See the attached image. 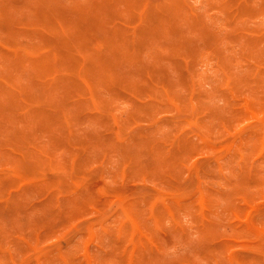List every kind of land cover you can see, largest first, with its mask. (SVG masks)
I'll list each match as a JSON object with an SVG mask.
<instances>
[{
	"label": "rangeland",
	"instance_id": "rangeland-1",
	"mask_svg": "<svg viewBox=\"0 0 264 264\" xmlns=\"http://www.w3.org/2000/svg\"><path fill=\"white\" fill-rule=\"evenodd\" d=\"M14 1L0 0V264H264L262 0Z\"/></svg>",
	"mask_w": 264,
	"mask_h": 264
},
{
	"label": "bare ground",
	"instance_id": "bare-ground-1",
	"mask_svg": "<svg viewBox=\"0 0 264 264\" xmlns=\"http://www.w3.org/2000/svg\"><path fill=\"white\" fill-rule=\"evenodd\" d=\"M21 1H22V0H21ZM39 1L41 2L40 7L42 6L43 8H45L44 5H42V1H43V0H39ZM39 1H38V2H39ZM45 1H46V0H45ZM57 1H58V0H57ZM96 1H97V0H96ZM107 1H108V0H107ZM107 1H106V2H107ZM113 1H114V0H113ZM117 1H118V0H117ZM178 1H179V2H178ZM234 1L237 2L236 0H234ZM234 1L231 0V1H230V4L233 2L232 4L234 5V4H235ZM240 1H241V0H240ZM247 1H248V0H246V2H247ZM250 1H251V0H250ZM263 1H264V0H262V3H264ZM18 2H19V1H18ZM36 2H37V1H36ZM40 2H39V3H40ZM49 2H51V1L48 0V4H49ZM106 2L103 1V5H104V3H105V5H106ZM119 2H120V1H119ZM119 2H118V5L121 6L122 4H121V2H120V4H119ZM122 2H123V4H124V3H128V1H125V0H122ZM177 2H178L179 4H181V3H180V0H177ZM177 2H176V3H177ZM12 3H13V4H16V1L12 0ZM20 3H21V2H20ZM20 3H18V5H19ZM51 3H52V2H51ZM51 3H50V8H47V7H48V4L45 3V4L47 5V7H46L47 9H53V8H51V5H52ZM99 3H100V6L98 5V3H95V5H98V6H96V9H97V10H94V11H98V7H100V9H101V6H102V5H101V2H99ZM178 3H177L176 5H178ZM57 4H58V3H57ZM57 4H56V5H57ZM75 4H76V2H75ZM109 4H110V2H109ZM109 4H108V2H107V5H109ZM112 4H113V2H112ZM232 4H231V5H232ZM251 4H253V3H251ZM8 5H10L9 2H8ZM53 5H54V3H53ZM114 5H115V4H113V6H114ZM131 5H134V6L136 7V4H131ZM137 5H138V4H137ZM236 5H237V4H236ZM236 5H235V6H236ZM5 6H6V9H5V10H7L9 6H8V7H7V5H5ZM28 6H30V4H29ZM57 6H58V5H57ZM65 6H66V5H65ZM77 6H78V4H77ZM80 6H81V4H80ZM80 6H78V9H79ZM91 6H93V5H91ZM110 6H111V5H110ZM116 6H117V5H115V7H116ZM138 6H139V5H138ZM138 6H137V9H138ZM262 6H264V5H262ZM42 7H41V9H43ZM58 7H59V6H58ZM73 7H74V4H73ZM75 7H76V6H75ZM82 7H83V6H82ZM82 7H81L80 9H82ZM104 7H105V6H104ZM104 7H102V9H103ZM108 7H109V6H108ZM118 7H119V6H118ZM118 7H117V9H118ZM124 7H125V6H124ZM126 7H127V6H126ZM135 7H134V8H135ZM140 7H141V6H140ZM142 7H143V6H142ZM142 7H141V8H142ZM151 7H152V6H151ZM164 7H165V8H164ZM181 7H184V6L181 5ZM66 8H67V6L65 7V9H66ZM68 8H69V7H68ZM154 8H155V7H154ZM162 8H164V9L166 10V6H163ZM162 8H159V10L162 9ZM174 8H176V7L174 6ZM178 8H179V7H178ZM178 8H177V9H178ZM184 8H185V7H184ZM184 8H183V9H184ZM241 8H243V7H241ZM244 8H247V7L244 6ZM32 9H34V8H32ZM32 9H31V10H32ZM47 9H43V11H44V10L47 11ZM83 9L86 10L85 8H83ZM102 9H101L100 12H102V11L105 12V11H106V10H104V9L102 10ZM113 9H115V10L117 11L116 8H112V7H111V11H110V10H109V11H110V12H114V15H113L114 17H115L116 15H120L119 13L117 14L115 11H113ZM124 9H125V8H124ZM124 9H123L122 12H125L126 9H125V10H124ZM130 9H131V8H130ZM137 9L135 8V10H137ZM167 9H168L167 13L164 11L166 15H168V12H169V10H171V8H170V7H167ZM181 9H182V8H181ZM183 9H182V10H183ZM249 9H250V8H247L246 10H249ZM55 10H56L55 13L57 14V7H55ZM152 10L154 11L153 8H152ZM178 10H179V9H178ZM49 11H50V10H49ZM64 11L66 12L67 10H64ZM77 11H78V10H77ZM80 11H81V10H80ZM82 11H83V10H82ZM109 11L106 13V15H107L106 17H108V13H110ZM138 11H139V9L137 10V13H138ZM140 11H141V9H140ZM160 11H161V10H160ZM4 12H5V11H4ZM19 12H20V11H19ZM37 12H38V11H37ZM58 12H60L59 9H58ZM78 12H79V11H78ZM98 12H99V11H98ZM161 12H162V11H161ZM49 13H50V12H49ZM53 13H54V12H53ZM53 13H52V15H53ZM63 13H64V12H63ZM66 13H67V12H66ZM83 13H85V14L87 13V14H88V12H86V11L83 12ZM83 13H82V14H83ZM130 13H131V12H130ZM150 13H151V12H150ZM154 13H155V12H154ZM18 14H19V13H18ZM39 14H40V9H39V12L37 13V16H38ZM60 14H61V13H60ZM70 14H72V13L70 12ZM73 14H74V13H73ZM73 14H72V15H73ZM82 14H81V15H82ZM87 14H86V15L83 14L82 16L79 15V17H80V16H81V17H83V16H87ZM115 14H116V15H115ZM127 14H129V13H127ZM131 14H134L133 11H132ZM131 14H130V16H131ZM147 14L149 15V13H147ZM157 14H158V13H157ZM170 14H172L171 11L169 12V15H170ZM3 15H4V14H3ZM46 15H48V14H46ZM52 15L49 16V17L51 18ZM58 15H59V14H58ZM58 15L56 16L57 18H58ZM62 15H63V14H62ZM67 15H68V14H67ZM67 15H64V17L66 18ZM88 15H90V14H88ZM135 15H136V14H135ZM144 15H145V18H146V14H145V13H144ZM159 15H160V14H159ZM247 15H248V13H247ZM23 16H24V15H23ZM35 16H36V15H35ZM41 16H42V17H43V16L46 17L45 15L42 14V11H41ZM92 16H93V15H92ZM136 16H137V15H136ZM150 16H151V15H150ZM162 16H163V15H162ZM170 16H171V15H170ZM42 17H41V18H42ZM49 17H48V18L46 17V18L49 19ZM53 17H54V16H53ZM81 17H80V18H81ZM90 17H91V16H90ZM118 17H119V16H118ZM143 17H144V16H143ZM157 17H159V16H157ZM163 17L165 18V16H163ZM163 17H161V18L163 19ZM166 17H168V16H166ZM181 17H182V16H181ZM8 18H9V17H8ZM39 18H40V15H39ZM39 18L37 17L38 20H39ZM41 18H40V19H41ZM46 18H45L44 20H46ZM65 18H63V19H65ZM88 18H89V17H88ZM115 18H116V17H115ZM115 18H114V19H115ZM37 19H36V20H37ZM53 19H56V18H55V17L52 18V22H53ZM59 19H60V20H63V19H61V18H59ZM59 19H56V21H54V23H55L56 26H57V24H56V23H57V20H59ZM86 19H87V17H85V19H84V17H83V20H82V18L79 19V22H80V23L77 21V25H78V24H81V21H80V20H82V22H83V21L86 20ZM109 19H111V18H109ZM130 19H131L130 22H132V24H134L135 22L132 21L133 18H130ZM147 19H148V18H147ZM183 19H184V18H183ZM183 19H182V20H183ZM50 20H51V19H50ZM67 20H68V19H67ZM70 20H71V19H70ZM89 20H93V19L90 18ZM170 20H171V19H170ZM13 21H14V20H13ZM18 21H21V20L18 19ZM18 21H14V23L16 24V23H18ZM42 21H43V20H41V22H42ZM128 21H129V20H128ZM0 22H1V21H0ZM31 22H32V20L30 21V23H31ZM47 22H49V21L47 20ZM52 22H50V23L52 24ZM107 22H109V23H107ZM107 22H105V23H106L105 25H108V24H111V25H112V23H110V22H113V21H112V20H110V21L107 20ZM130 22H127V24L130 23ZM137 22H138V21H137ZM137 22H136V23H137ZM12 23H13V22H12ZM21 23H22V22H21ZM23 23H25V22H23ZM23 23H22V24H23ZM27 23H28V22H27ZM35 23H36V21H35ZM37 23H38V22H37ZM90 23H92V22H90ZM99 23H100V22H98V26H99L98 28H99V30H96L97 32L100 31V29H101V31H102V29H103L102 26L99 25ZM136 23H135V24H136ZM154 23H155V22H154ZM1 24H2V22H1ZM5 24H6V22L4 21L3 26H4ZM38 24H40V22H39ZM38 24H37V25H38ZM42 24H46V23L44 22V23H42ZM135 24H134V25H135ZM155 24H157V23H155ZM158 24H159V23H158ZM158 24H157V25H158ZM197 24H198V23H197ZM200 24H201V23H200ZM6 25H7V24H6ZM19 25H20V23H19ZM26 25H28V24H26ZM55 25L53 24V26H55ZM75 25H76V24H75ZM87 25H88V23H87ZM89 25H90V24H89ZM129 25H130V24H129ZM1 26H2V25H1ZM15 26H16V25H15ZM35 26H36V25H35ZM56 26H55V28H56ZM58 26H59V25H58ZM82 26H84V24H82ZM82 26H81L80 29L83 31L84 28H83ZM96 26H97V25H96ZM197 26H198V25H197ZM5 27H6V26H5ZM17 27H19V26H17ZM20 27H21V25H20ZM24 27H26V26H24ZM78 27H80V26H78ZM100 27H101V28H100ZM123 27H124V26H123ZM191 27H192V26H191ZM195 27H196V26H195ZM198 27H199V26H198ZM1 28H4V27H1ZM38 28H39V27H38ZM40 28H41V27H40ZM82 28H83V29H82ZM88 28H89V27H87V30H88ZM92 28H93V27H92ZM92 28H91V29H92ZM96 28H97V27H96ZM96 28H94V29H96ZM173 28H175V27H173ZM59 29H62V28H59ZM59 29H57V30L59 31ZM85 29H86V25H85ZM89 29H90V28H89ZM91 29H90V30H91ZM94 29H93V30H94ZM104 29H106V28H104ZM155 29H156V28H155ZM193 29L196 30L195 28H193ZM4 30H5V32H6V31H7V28H6V29L4 28ZM78 30H79V28H78ZM87 30H86V32H87ZM107 30L112 31L113 29L111 30V29H108V28H107V29L105 30V31H106L105 36H106V34H108V33H107V32H108ZM126 30H127V29H125V30H123V31L127 32ZM132 30H133V29H132ZM169 30H171V28H169ZM82 31H81V34L83 35V33H85V32H84L85 30H84L83 32H82ZM88 31H89V30H88ZM96 31H94L93 33L95 34ZM101 31H100V32H101ZM103 31H104V30H103ZM103 31H102V33H101L102 36L104 35V34H103ZM118 31H120V30H118ZM118 31L116 30L117 33H118ZM172 31H173V30H172ZM175 31H178V29H176ZM24 32H25V31H24ZM77 32H79V33H78V35L76 34L74 38H76L77 36H78V37L80 36V31H77ZM90 32H92V30H91ZM100 32H99V33H100ZM120 32H121V31H120ZM125 32H124V33H125ZM128 32H129V31H128ZM128 32H127V33H128ZM130 32H131V31H130ZM138 32H139V31H138ZM143 32H144V31H143ZM143 32L141 31L140 34H142ZM147 32H148V31H147ZM245 32H246V31H245ZM28 33H29V32H28ZM53 33H54V32H53ZM112 33H113V35L115 36L114 32H112ZM121 33H122V32H121ZM124 33H123V35L125 36ZM136 33H137V31H136ZM196 33H198V31H196ZM204 33H205V32H204ZM250 33H251V32H250ZM16 34H17V32L15 33V35H16ZM40 34H41V33H40ZM87 34H88V33H85V37H86V36H87V37L89 36V35H87ZM94 34H93V36H94ZM101 34H100V35H101ZM119 34H120V33H118V36H119ZM138 34H139V33H138ZM172 34H174V31H173ZM187 34H188V33H187ZM205 34H206V33H205ZM90 35H91V33H90ZM143 35H144V36L146 35V36H145V39L143 38ZM143 35H142V37H139L140 35H139V36L137 35V36H138L140 39L143 38V39L146 41L147 38H148L147 36H149V35L145 34V32L143 33ZM152 35H153V34H152ZM111 36H112V35H111ZM116 36H117V34H116ZM116 36H115V37H116ZM124 36H123V37H124ZM208 36H209V35H208ZM208 36L205 38V40L203 39L204 44H206L205 41H206V39L208 38ZM78 37H77V39H76L75 45H76V43L78 44V43L81 41V40L78 41ZM87 37H86V38H87ZM91 37H92V36H91ZM91 37L89 36L88 39H89V40H92V39H90ZM94 37H95V36H94ZM146 37H147V38H146ZM155 37H156V36H155ZM201 37H202V36H201ZM210 37H211V36H210ZM45 38H47V37H45ZM49 38H51V37H49ZM81 38H82V37H81ZM86 38H84V37L82 38V41H83V44H82V45H84V49H85V46H86V43H85V42H86V41H85ZM92 38H93V37H92ZM95 38H96V40H99V39H97V37H95ZM103 38H104V37H103ZM107 38H108V37H107ZM110 38H111V37H110ZM110 38H109L110 41H112V42L114 41V42H115V40H112V39H114V37H113L112 39H110ZM179 38H180V37H179ZM182 38L184 39V37H182ZM57 39H58V37H57ZM83 39H84V40H83ZM122 39H123V38H122ZM124 39H125V38H124ZM124 39H123V40H124ZM130 39H131V37H130ZM209 39H210V38H209ZM209 39H208V40H209ZM211 39H212V38H211ZM73 40H75V39H73ZM89 40H88V41H89ZM93 40H94V39H93ZM93 40H92V42H94ZM101 40H102V39H101ZM141 40H142V39H141ZM179 40H180V39H179ZM181 40H182V39H181ZM188 40H189V39H188ZM9 41H10V39H9ZM45 41H46V39H45ZM49 41H50V40H49ZM51 41H52V40H51ZM51 41H50V42H51ZM53 41H54V40H53ZM55 41H56V40H55ZM84 41H85V42H84ZM88 41H87V42H88ZM117 41H119L118 38H117V40H116L115 43H117ZM120 41H121V40H120ZM137 41H138V39H137ZM137 41H136V42H137ZM152 41H153V40H152ZM194 41H196V40H193V42H192V41H191V42H192L193 44H195ZM46 42H48V40H47ZM114 42H113V44L115 45ZM122 42H123V41H122ZM136 42H135V43H136ZM189 42H190V41H189ZM191 42H190V43H191ZM11 43L13 44V42H11ZM14 43H15V42H14ZM54 43H55V42H54ZM81 43H82V42H81ZM81 43H80V44H81ZM84 43H85V44H84ZM147 43H149V42H147ZM150 43H152V42H150ZM176 43H177V42H176ZM179 43H180V42H179ZM179 43H178V44H179ZM190 43H189V44H190ZM197 43H198V42H196V45H198ZM210 43H211V42H210ZM213 43H214V41H213ZM46 44H47V43H46ZM48 44H49V42H48ZM80 44H79V46H80ZM121 44H122V43H121ZM154 44H155V43H154ZM182 44H183V43H182ZM182 44H181V45H182ZM8 45H11V44H8ZM14 45H15V44H14ZM14 45H13V46H14ZM91 45H93V44L91 43ZM151 45H152V44H151ZM160 45H161V44H160ZM184 45H185V44H184ZM190 45H192V44H190ZM16 46H17V45H16ZM50 46H52V45H50ZM127 46H128V45H127ZM129 46H130L129 49H132V50H133V48L131 47V45H129ZM148 46H149V45H146L145 47L147 48ZM153 46H154V45H153ZM157 46H159V45H157ZM171 46H172V45H171ZM171 46H170V47H171ZM186 46H187V45H186ZM206 46H208L207 49H211V48H212V47L209 46V45H206ZM26 47H27V46H26ZM26 47H25V48H26ZM35 47H36V46H35ZM81 47H82V46H81ZM99 47H100V45H99ZM145 47H144V48H145ZM168 47H169V46H168ZM172 47H173V46H172ZM175 47H176V46H175ZM175 47L170 49V50L172 51L171 54H173V57H174V50H175ZM179 47H181V46L179 45ZM209 47H211V48H209ZM0 48H1V47H0ZM82 48H83V47H82ZM89 48L91 49L92 47H90V45H89ZM116 48L118 49L117 46H116ZM119 48H120V47H119ZM188 48H189V47H188ZM200 48H203V47H201V45H200ZM90 49H89V50H90ZM153 49H156V48L154 47ZM153 49H152V50H153ZM172 49H174V50H172ZM181 49L183 50V49H184V46H182ZM186 49H187V48H186ZM0 50H1V49H0ZM2 50H3V49H2ZM56 50H57V49H56ZM72 50H74V49H72ZM85 50H86V49H85ZM132 50H131V51H132ZM140 50H141V49H140ZM177 50H178V49H177ZM131 51H130V52H131ZM145 51H146V50H145ZM156 52H157V51L153 52V54H154V53L156 54ZM159 52H160V51H159ZM178 52H179V51H178ZM178 52H177V53H178ZM119 53H121V52H119V50H118L117 55H118ZM122 53H123V52H122ZM122 53H121V54H122ZM127 53H129V51H127L126 54H127ZM177 53H175V54L177 55ZM189 53H190V52H189ZM215 53L217 54L218 52L215 51ZM111 54H112V53H111ZM157 54H158V57L156 56V58H155L156 61H157V58H158V60L160 59V58H159V53H158V52H157ZM160 54H161V53H160ZM220 54H221V53H220ZM113 55H115V54H113ZM117 55H116V57H117ZM129 55H130V54H129ZM129 55H128V56H129ZM178 55H179V54H178ZM221 55H222V54H221ZM118 56H119V55H118ZM130 56L132 57V55H130ZM130 56H129V57H130ZM134 56H135V55H134ZM134 56H133V59H134ZM136 56H137V55H136ZM136 56H135V57H136ZM140 56H141V53H140L139 57H140ZM160 56H161V55H160ZM122 57H123V56H122ZM131 57H130V61H131ZM164 57H166V56H164ZM164 57H163V59H164ZM171 57H172V56H171ZM178 57L181 58V56H176V58H178ZM189 57H191V56H189ZM136 58H137V57H136ZM136 58H135V61H136ZM168 58H169V57H168ZM195 58H196V57H195ZM108 60H109V59H108ZM127 60H129L128 57H127ZM179 60H180V59H179ZM106 61H107V60H106ZM111 61H112V60H111ZM116 61H117V60H116ZM133 61H134V60H133ZM135 61H134V62H135ZM49 62H50V60H49ZM109 62H110V61H109ZM180 62H181V60H180ZM192 62H193V61H192ZM91 63L94 64L95 62L93 61V62H90V63H87V64L91 65ZM106 63H107V62H106ZM124 63H125V62H124ZM127 63L129 64L130 62L128 61ZM135 63H136V62H135ZM135 63H134V65H135ZM137 63H140V62L138 61ZM160 63H161V62H160ZM176 63H178V62H176ZM183 63L185 64V62H183ZM48 64H49V63H48ZM72 64H73V63H72ZM102 64H103V63H102ZM104 64H105V63H104ZM109 64H110V63H108L107 66H109V68H112V67H111L112 64H111V65H109ZM132 64H133V63H131L130 65L132 66ZM153 64H154V63H153ZM179 64L181 65L182 63H179ZM21 65H22V64H21ZM49 65H50V64H49ZM49 65H48V66H49ZM123 65H125V64H123ZM130 65H128V68L131 67ZM141 65H144L145 68H146V66H148L147 68H150V69H148V70L151 71V67H152V65H150V66H149V65H146V66H145V64H142V63H141ZM157 65H158V63H157ZM176 65H178V64H176ZM41 66H43V63L41 64ZM48 66H47V68H49ZM51 66H52V65H51ZM77 66H78V65H77ZM91 66H92V65H91ZM113 66H114V65H113ZM136 66H137V65H136ZM181 66H182V65H181ZM44 67H45V66H44ZM73 67H74V66H73ZM94 67H95V66H94ZM104 67H105V66H104ZM114 67H115V66H114ZM116 67H117V66H116ZM154 67H155V64H154ZM178 67H180V66H177L176 69H180V68H178ZM14 68H15V67H14ZM16 68H17V67H16ZM52 68H53V66H52ZM52 68H50V70H52ZM105 68H106V67H105ZM135 68L137 69V67H135ZM145 68H144V69L142 68V69L144 70V72L141 71V75H142V74L144 75L145 70H146ZM155 68H156V67H155ZM182 68H183V67H182ZM182 68H181V69H182ZM184 68H185V67H184ZM89 69L91 70L92 68H89ZM156 69H157L156 71L158 72V74H159L161 71H162V74H164V73L166 72V70H167V69H166L165 71H163V70L160 69L161 71L159 72V71H158V68H156ZM181 69H180V70H181ZM15 70H16V69H15ZM36 70H37V68H36ZM60 70H61V69H60ZM64 70H65V69H64ZM90 70H89V71H90ZM95 70H96V68H95V69L93 68V71H95ZM111 70H113V71H114L115 73H117V75H118V72H117L115 69H111ZM139 70H141V69H139ZM152 70H153V69H152ZM16 71H17V70H16ZM46 71H48V69H46ZM93 71H90V72L93 73ZM113 71H111V72H113ZM156 71H155V74H156V76H157V72H156ZM96 72H97V71H96ZM104 72H105V70H104ZM114 72L112 73L113 75H114ZM153 72H154V71H153ZM153 72H150V73L153 74ZM177 72H178V70H177ZM92 73H91V74H92ZM97 73H98V72H97ZM108 73H110V72L108 71ZM131 73H132V72H131ZM135 73H139V74H140V72H134V74H135ZM14 74H15V73H14ZM129 74H130V73H129ZM132 74H133V73H132ZM183 74H184V73H183ZM95 75H96V74H95ZM105 75H106V73H105ZM107 75H109V74H107ZM159 75H160V74H159ZM164 75H165V74H164ZM166 75H167V74H166ZM166 75H165L164 77H166ZM185 75H186V74H184V76H185ZM114 76H115V75H114ZM114 76H113V77H114ZM118 76H121V74L118 75ZM136 76H137V75H135V77H136ZM181 76H183V75H181ZM184 76H183V77H184ZM34 77H35V76H34ZM102 77H103V76H102ZM102 77H100V78H102ZM104 77H105V76H104ZM104 77H103L102 79H104ZM107 77H110V76H107ZM113 77H112V78H113ZM121 77H123V76H121ZM129 77H130V76H129ZM139 77H140V75H139ZM144 77H145V76H144ZM179 77H180V76H179ZM183 77H181V79H182ZM86 78H87V77H86ZM105 78H106V77H105ZM112 78H111V79H112ZM118 78H119V77H118ZM141 78H142V77H141ZM115 79H116V77H115ZM126 79H127V78H126ZM126 79L124 78L125 83H127V84L130 83V82H126V81L128 80V79H127V80H126ZM166 79H167V77L164 79V82L167 81ZM185 79H186V78H185ZM31 80H33V79H31ZM87 80H88V79H87ZM107 80H108V79H107ZM117 80L120 81L119 79H116V81H117ZM122 80H123V79H122ZM122 80H121V82L124 83V81H122ZM142 80H143V78H142ZM148 80H149V79H148ZM182 80H183V79H182ZM182 80H181V81H182ZM102 81H103V80H102ZM112 81L114 82L115 80L113 79ZM186 81H187V79H186ZM186 81H185V82H186ZM33 82L35 83L34 80H33ZM104 82L107 84L106 81H104ZM121 82H119L120 85L123 84V83H121ZM34 83H33L32 85H34ZM114 83H115V82H114ZM116 83H117V82H116ZM119 83H117L116 85H118ZM125 83H124V84H125ZM141 83H142V82H141ZM149 83H150V82H149ZM165 83H166V82H165ZM1 84H2V83H1ZM36 84H37V82H36ZM36 84H35V85H36ZM92 84H93V83H92ZM185 84H186V83H185ZM39 85H40V83H39ZM120 85H119V86H120ZM129 85H130V84H129ZM36 86H38V85H36ZM109 86L113 87L112 84L109 85ZM121 86H123V85H121ZM17 87H18V86H17ZM19 87H20V86H19ZM39 87H40V86H39ZM106 87L108 88V90H110L109 87H108V85H107ZM127 87H128V86H127ZM134 87H135V86H134ZM146 87H147V85H146ZM4 88H6V87L4 86ZM9 88H10V87H9ZM113 88H115V86H114ZM113 88H112V89H113ZM121 88L124 89V87H121ZM128 88H130V87H128ZM132 88H133V86H132ZM27 89H28V87H27ZM37 89H38V88H37ZM82 89H83V87H82ZM115 89H116V88H115ZM115 89H113V90H115ZM41 90H42V89H41ZM116 90H117V89H116ZM26 91H28V92L30 93L29 90H26ZM36 91H37V93H39V97H37V98L40 99V100H38V101L41 102V98H40V97H42V96H40V94H41L42 92L40 93V89H39V91H38V90H36ZM103 91H104V90H103ZM118 91H119V90H118ZM28 92H27V93H28ZM85 92H86V91H85ZM109 92H111V91H109ZM32 93H33V92H32ZM37 93H36V94H37ZM46 93H47V92H46ZM119 93H121V92L119 91ZM18 94H20V93L18 92ZM112 94H113V93H112ZM222 94H223V93H222ZM37 95H38V94H37ZM42 95H43V94H42ZM44 95H46V94H44ZM119 95L122 96V93L119 94ZM123 95H124V94H123ZM31 96H33V94H32ZM72 96H73V95H72ZM74 96H75V94H74ZM74 96H73V97H74ZM76 96H77V95H76ZM76 96H75V97H76ZM33 97H36V95H34ZM33 97H32V99H31L32 102L34 101V98H33ZM48 97H49V96H48ZM80 97H81V96H80ZM9 98H10V97H9ZM9 98H8V101H9ZM14 98H15V97H14ZM28 98H29V97H28ZM28 98H27V99H28ZM70 98H71V97H70ZM70 98H69V99H70ZM42 99H43V98H42ZM44 99H45V98H44ZM10 100H13V98L10 99ZM27 101H30V100H27ZM107 101H108V100H107ZM40 102H38V103L41 105ZM28 103H29V102H28ZM35 103H36V102H35ZM61 103H62V102H61ZM68 103H69V102H68ZM22 105H23V104H22ZM62 105H64V103H63ZM66 105H67V104H66ZM69 105H70V103H69ZM109 105L112 106L110 103H109ZM103 106H104V105H103ZM110 106H109V107H110ZM106 107H107V106H106ZM141 107L143 108L142 105H141ZM11 108H12V107H11ZM36 108L40 109L38 106H37ZM104 108H105V107H104ZM13 109H14V108H13ZM80 109H81V108H80ZM148 109H149V108H148ZM1 110H2V108H1ZM42 110H43V109H42ZM146 110H147V109H146ZM149 110H150V109H149ZM7 111H8V110H7ZM40 111H41V109H40ZM40 111L38 110V112H40ZM0 112H1V111H0ZM14 112H16V110H15ZM42 112H43V111H41L40 114H42ZM32 113H33V112H32ZM251 114H252V112H251ZM133 115H134V114H133ZM50 116H51V115H50ZM21 117H23V116L21 115ZM24 117H25V116H24ZM27 117H29V116L27 115ZM62 117H63V116H62ZM62 117H59V118L62 119ZM133 117H134V116H133ZM137 117H138V116H137ZM18 118H19V115H18ZM50 118H51V117H50ZM53 118H54V117H53ZM21 119H22V118H21ZM31 119H32V118H30V120H31ZM35 119H37V117H35ZM61 119H59V120H61ZM91 119H92V118H91ZM0 120H1V119H0ZM23 120H24V118H23ZM23 120H22L21 123H23ZM129 120H130V118H129ZM2 121H3V123H4V120H2ZM2 121H1V123H2ZM7 121H8V120H7ZM7 121H6L5 123H7ZM34 121H35V120H34ZM100 121H101V120H100ZM102 121H103V120H102ZM14 122H15V121H14ZM14 122H13V124H15ZM30 122H31V121H30ZM49 122H50V121H49ZM78 122H79V121H78ZM81 122H82V121H81ZM84 122H85V121H84ZM1 123H0V124H1ZM5 123H4V124H5ZM25 123H27V122L25 121ZM25 123H23V124H25ZM119 124L122 125V123H119ZM1 125H2V124H1ZM6 125H7V124H5L4 126H6ZM18 125H19V124H17V127H18ZM129 125H130V124H129ZM9 126H10V125H9ZM12 126H13V125H12ZM27 126H28V125H27ZM101 126H102V125H101ZM7 127H8V126H7ZM15 127H16V126H14L13 128H15ZM17 127L15 128V130L17 129ZM19 127H20V126H19ZM47 127H48V126H47ZM47 127H46V129H47ZM123 127H124V126H123ZM105 128H106V127H105ZM7 129H8V130H9V129H12V127L10 126V128L8 127ZM29 129H30V128H29ZM42 129L44 130V128H42ZM3 130H4V128H3ZM5 131H6V130H4L3 133H4ZM28 131H29V130H28ZM125 131H126V130H125ZM173 131H174V129H173ZM21 132H22V131H21ZM30 132H31V131H30ZM5 133H6V132H5ZM22 133H23V132H22ZM122 133H123V131H122ZM23 134H25V133H23ZM26 134H27V133H26ZM0 135H1V134H0ZM28 135H29V133H28ZM28 135H25V137H27ZM31 135H32V133H31ZM108 135H109L108 137H110L111 132H109ZM23 136H24V135H23ZM89 136H92V135H89ZM94 136H95V135H94ZM94 136H93L92 138L95 139L96 136H95V137H94ZM104 136H106V135H104ZM141 136H142V135H141ZM87 137H88V136H87ZM102 137H103V136H102ZM125 137H126V134H125ZM32 138H33V137H32ZM39 138H41V137H39ZM92 138H91V139H92ZM104 138L106 139V137H104ZM104 138H103V139H104ZM141 138H142V137H141ZM144 138H145V134H144ZM22 139H23V138H22ZM22 139H20V141H22V144H21V142L19 141V142H20V145L23 146V144H25L24 146L27 147V144H28V143L26 144V141H24V140H22ZM27 139H28V138H27ZM30 139H31V136H30ZM30 139H29V140H30ZM33 139H34V138H33ZM33 139H32V141H33ZM37 139H38V138H37ZM37 139H36V140H37ZM87 139H89V138H87ZM30 141H31V140H30ZM32 141H31V142H32ZM82 141H83V140H82ZM84 141H85V139H84ZM84 141H83V144H84ZM87 141H88V140H87ZM104 141H105V140H104ZM106 141H107V140H106ZM16 142H17V140H16ZM24 142H25V143H24ZM27 142H28V141H27ZM55 142H56V141H55ZM55 142H53V143H55ZM107 142H108V141H107ZM107 142H105V143H107ZM109 142H110V141H109ZM11 143H12V142H11ZM11 143H10V144H11ZM32 143H33V142H32ZM40 143H41V142H40ZM56 143H57V142H56ZM85 143H86V142H85ZM87 143H88V142H87ZM87 143H86V144H87ZM18 144H19V143H18ZM73 144H74V143H73ZM83 144H82V145H83ZM86 144H85V145H86ZM94 144H95V143H94ZM12 145H13V143H12ZM16 145H17V144H14L13 148H15ZM41 145H42V144H41ZM88 145H89V143H88ZM106 145H107V144H106ZM117 146H118V145H117ZM17 147H18V145H17ZM99 147H100V146H99ZM118 147H119V146H118ZM122 147H125V146L122 145ZM22 148H23V147H22ZM51 148H53V147H51ZM15 149H16V148H15ZM19 149H20V148H19ZM119 149H120V148H119ZM121 149H123V148H121ZM121 149H120V150H121ZM16 150H17V149H16ZM122 151L124 152L125 150H122ZM122 151H121V153H122ZM143 151H146V150H143ZM81 152H82V151H80V153H81ZM131 152L135 153L134 151H131ZM126 153H127V152H126ZM81 154H82V153H81ZM81 154H80V155H81ZM144 154H145V153H144ZM146 154H147V152H146ZM177 154H178V153H177ZM52 155H53V154H52ZM121 155H122V154H121ZM134 155H135V154H133V157H134ZM147 155H148V154H147ZM100 156H101V155H100ZM137 156H138V155H137ZM144 156H145V155H144ZM149 156H150V154H149ZM43 157H44V156H43ZM52 157H53V156H52ZM128 158H129V157H128ZM131 159L134 160V158H131ZM147 159H148V158H147ZM22 160H24V162H26L25 159H22ZM28 160H29V159H28ZM126 160H129V159H126ZM133 160H132V161H133ZM148 160H149V159H148ZM151 160H152V159H151ZM149 161H150V160H149ZM127 162H128V161H127ZM149 163H150V162H149ZM78 164H79V162H78ZM22 165L24 166L25 164L23 163ZM29 165H30V164H29ZM31 165H32V164H31ZM31 165H30V166H31ZM149 165H150V164H149ZM152 165H153V164L151 163V167H152ZM23 166H22V167H23ZM26 166H28V165H26ZM30 166H28V168H30ZM203 167H204V166H203ZM24 168H25V167H24ZM26 168H27V167H26ZM26 168H25V169H26ZM28 168H27V169H28ZM79 168H80V167H79ZM120 168H121V167H120ZM134 168H135V166H134ZM136 168H137V167H136ZM22 169H23V168H22ZM27 169H26V170H27ZM29 170H32V166H31V168H30ZM35 171H36V169H35ZM81 171H83V169H82ZM81 171H80V173H82L81 175H83V172H84V171H83V172H81ZM29 172H31V171H29ZM75 172H76V171H75ZM87 172H88V171H87ZM26 173H27V175H29V176H26V174H25V178H26V177H30V174H31V173L33 174V170H32V172H31L30 174H28L27 171H26ZM34 174H35V173H34ZM75 174H76V173H75ZM77 174H78V172H77ZM35 175H36V174H35ZM216 175H217V173H216ZM32 176H33V175H32ZM36 176H38V175H36ZM23 177H24V176H23ZM39 177H40V175H39ZM192 178H193V177H192ZM178 180H179V179H178ZM164 181H165V180H164ZM195 181H196V180H195ZM4 182H5V181H4ZM191 182H192V181H191ZM191 182H190V183H191ZM213 182H214V181H213ZM7 184H8V186H9V183H8V182H7ZM7 184L5 183V186H6ZM162 184H164V183H162ZM191 185H192V184H191ZM33 186H34V185H33ZM192 186H193V185H192ZM188 187H189V186H187V189H189ZM26 189H27V188H26ZM33 189H34V187H33ZM114 189H115V188H114ZM185 189H186V188H185ZM117 190H118V188H117ZM26 191H27V190H26ZM108 192H109V190H108ZM12 196H13V195H12ZM16 196H17V195H16ZM13 197H14V196H13ZM14 198H15V197H14ZM3 203H4V202H3ZM3 203H1L2 206H3ZM11 204H12V205H11ZM14 205H15V204H14ZM10 206H11V208L9 207L8 209H9V211H10V213H11V210H12V208L14 207L12 202L10 203ZM3 207H4V206H3ZM0 208H1V207H0ZM10 209H11V210H10ZM17 209H18V208H17ZM3 210H5V209H1V213L4 212ZM5 211H6V210H5ZM17 211H20V210H17ZM12 212H13V211H12ZM6 213H7V211H6ZM14 213H15V211H14ZM11 214H12V213H11ZM13 215H14V214H12V216H13ZM3 216H4V213H3ZM8 216H9V214H8ZM13 217H14V216H13ZM13 217H12V218H13ZM4 218H5V217H4ZM9 219H10V218H9ZM9 219H8V220H9ZM10 220H11V219H10ZM8 226H9V225H8ZM8 228H9V227H8ZM24 229H25V228H24ZM13 231H15V229H14ZM13 231H12V232H13ZM17 231H19V229H18ZM0 234H1V233H0ZM0 237H1V235H0ZM1 238H3V236H2ZM4 239H5V237H4L2 240H4ZM12 242H13V241H12ZM3 243L6 244V239H5V241H2V244H3ZM9 243H11V242L9 241ZM13 243H14V242H13ZM13 243H12V244H13ZM2 246H3V245H2ZM4 247H5V245H4ZM26 252H27V251H26ZM24 254H27V253H24ZM29 255H30V257H31L32 254H29ZM29 255L27 256V258H29ZM6 256H8V255H6ZM3 257L5 258V256H3ZM4 258H3V260H4ZM7 259H8V258H7ZM26 260H27V259H26ZM8 262L10 263V261H8ZM8 262H7V264H9Z\"/></svg>",
	"mask_w": 264,
	"mask_h": 264
}]
</instances>
